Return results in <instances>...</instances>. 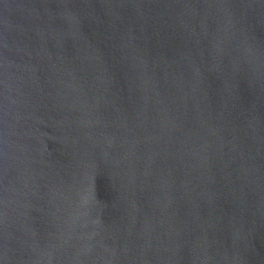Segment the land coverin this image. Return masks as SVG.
<instances>
[{
  "label": "water",
  "instance_id": "obj_1",
  "mask_svg": "<svg viewBox=\"0 0 264 264\" xmlns=\"http://www.w3.org/2000/svg\"><path fill=\"white\" fill-rule=\"evenodd\" d=\"M0 264H264V0H0Z\"/></svg>",
  "mask_w": 264,
  "mask_h": 264
}]
</instances>
